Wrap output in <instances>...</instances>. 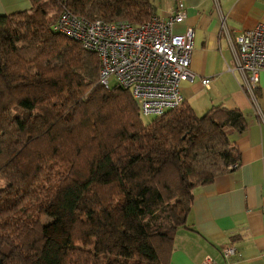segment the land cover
Returning <instances> with one entry per match:
<instances>
[{
	"label": "trees",
	"instance_id": "1",
	"mask_svg": "<svg viewBox=\"0 0 264 264\" xmlns=\"http://www.w3.org/2000/svg\"><path fill=\"white\" fill-rule=\"evenodd\" d=\"M0 15V264H168L196 185L237 163L243 114L189 104L145 122L99 60L52 26L62 10L138 24L153 0H29ZM51 15V18H49ZM53 208L65 232L44 231Z\"/></svg>",
	"mask_w": 264,
	"mask_h": 264
},
{
	"label": "crops",
	"instance_id": "2",
	"mask_svg": "<svg viewBox=\"0 0 264 264\" xmlns=\"http://www.w3.org/2000/svg\"><path fill=\"white\" fill-rule=\"evenodd\" d=\"M185 18L174 23L175 33L194 29L189 68L192 81L179 86L182 104L196 115L222 105L243 114L245 127L224 128L238 161L210 182L196 185L186 225L174 234L168 264H200L210 256L218 264H264V71L253 90L259 110L234 68L228 38L221 29L224 15L231 34L264 24V0H181ZM177 0H157V16L173 14ZM30 8L29 0H0V15ZM201 78H209L208 87ZM232 244L229 257L220 248Z\"/></svg>",
	"mask_w": 264,
	"mask_h": 264
},
{
	"label": "built area",
	"instance_id": "3",
	"mask_svg": "<svg viewBox=\"0 0 264 264\" xmlns=\"http://www.w3.org/2000/svg\"><path fill=\"white\" fill-rule=\"evenodd\" d=\"M184 18V3L177 0L173 14L166 18L152 14L136 25L126 21L88 20L64 9L52 28L96 53L99 82L104 87L110 86L108 81L113 76L115 83L128 89L135 98L141 114L160 116L182 104L179 86L183 81L194 79L189 68L194 29L188 26L181 33L172 30L173 24ZM219 20L228 38L234 68L258 111L253 90L259 72L264 71V24L231 34L224 15ZM201 83L208 87L210 79L201 78ZM220 251L229 257L235 248L228 243ZM200 264L218 263L205 256Z\"/></svg>",
	"mask_w": 264,
	"mask_h": 264
},
{
	"label": "rangeland",
	"instance_id": "4",
	"mask_svg": "<svg viewBox=\"0 0 264 264\" xmlns=\"http://www.w3.org/2000/svg\"><path fill=\"white\" fill-rule=\"evenodd\" d=\"M156 1L157 0H153L154 9H156V6H157ZM154 13H155V11H154ZM49 18H51V15ZM108 82H109L110 86H113L115 84L114 77L111 76L109 78ZM141 116L145 122H148V121L154 119V117H155L154 115H143V114H141ZM42 221H43V225H44V231L47 234H50L53 236H60V235L64 234L65 225H64V223H62L56 219L53 208L47 209V211L44 213V215L42 217Z\"/></svg>",
	"mask_w": 264,
	"mask_h": 264
}]
</instances>
